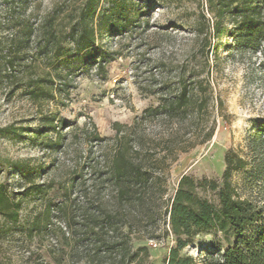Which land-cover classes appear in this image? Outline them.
Masks as SVG:
<instances>
[{
  "label": "trees",
  "instance_id": "obj_1",
  "mask_svg": "<svg viewBox=\"0 0 264 264\" xmlns=\"http://www.w3.org/2000/svg\"><path fill=\"white\" fill-rule=\"evenodd\" d=\"M1 1L5 12L0 25L9 32L0 37V44L4 43L0 45V63L8 72L0 81L16 91L20 87L14 86L18 75L31 63L40 64L47 80L27 84L32 102L49 94L54 79H61L64 69H88L95 64L102 70L103 63L109 61L108 54L101 51L103 33L115 32L112 29L117 21L121 29L126 27L143 9H134L130 16L128 0H109L107 6L100 4L102 0H53L42 8L34 26L30 15L21 19L12 0ZM174 1L155 0L151 6L169 7ZM196 9L188 25L198 45L209 47L229 20L238 45L260 35L264 52V0H197ZM28 53H32V62L25 65ZM165 78L159 103L130 125L114 122L112 137L100 136L93 123L92 133L83 129L86 135L92 134L96 148L86 150L83 163L74 164L68 179L40 181L41 166L27 159L8 158L0 150V241L9 227L19 229L27 239L23 263L148 264V248L135 246L133 240L154 239L164 233L171 234L175 243L164 263L195 264L192 256L181 251L198 234L217 230L228 245L206 264H264V202L242 195L231 182L233 171L246 168L252 176L264 178V119L253 120L249 154L233 150L225 154L220 181L196 180L183 174L174 193L166 198L170 165L180 153L210 140L215 123L208 112L209 82L202 72L182 65L175 75ZM150 121L161 130L147 131L144 126ZM48 132H55V138ZM17 134L13 123L0 125V138ZM41 137L44 149L62 151L66 147L53 125ZM13 172L24 183L17 192L5 181ZM51 190L53 195L44 201L42 212L20 214L26 198H47ZM200 190L212 191L217 204ZM52 219L57 225L51 228L55 247L32 249L30 242L39 238L36 232L51 227Z\"/></svg>",
  "mask_w": 264,
  "mask_h": 264
},
{
  "label": "rangeland",
  "instance_id": "obj_2",
  "mask_svg": "<svg viewBox=\"0 0 264 264\" xmlns=\"http://www.w3.org/2000/svg\"><path fill=\"white\" fill-rule=\"evenodd\" d=\"M12 1L21 12V19L30 15L29 22L35 26L42 8L50 6L53 0ZM108 1L102 0L100 4L107 6ZM153 2L128 0L130 16L138 7L143 8L141 15L122 29L121 22L117 21L112 29L115 32L103 33L101 51L108 54L109 61L103 63L102 70H97L95 64L88 69L76 67L68 72L64 69L61 79H54L49 94H41L37 102L29 99L27 84L47 80L40 64L31 63L30 68L18 75L14 86L20 87L16 91L12 92L5 81H0V125L13 123L18 129L17 135L0 138V150L5 156L27 159L32 165L41 166L40 181L57 183L59 178L68 179L74 164L83 163L86 150L96 148L92 134L86 135L83 129L92 133L93 123L100 136L112 137L114 122L130 125L136 117L159 103L165 77L175 75L182 65L187 70L194 67L207 78L208 112L214 120L215 131L210 140L180 153L172 162L165 197L174 193L183 174L196 180L205 177L220 181L225 169L224 156L229 150L240 155L249 154L248 138L253 120L264 119L262 38L253 36L248 44L238 45L232 37V22L227 20L219 34L213 36L209 47L206 44L200 46L188 25L195 18L197 0H176L169 7L151 6ZM3 12L5 4L0 0V19ZM8 32L0 25V37H5ZM31 55L26 56L25 65L32 62ZM4 76H8V72L2 70L0 63V79ZM51 125L59 130L65 143L62 151L43 148L41 136ZM144 127L147 131L161 130L151 121ZM48 136L55 138L56 133L48 132ZM20 179L16 172L7 175L5 181L12 192L24 185ZM231 182L242 195L264 202V178L261 175L252 176L248 168L235 170ZM200 193L217 204L212 191L200 190ZM52 195L51 190L47 198H26L20 214L35 216L42 212L44 201ZM12 196L16 200L14 193ZM52 222L51 227L36 232L39 238L30 242L32 249L55 247L51 228L57 225L54 219ZM165 226L163 223L162 227ZM18 230L9 227L5 239L0 241V264H26L21 256L27 254L24 251L27 239ZM133 243L148 248V264H165L164 258L175 244L174 237L164 233L154 239H134ZM227 245L221 232L210 230L198 234L181 254L192 256L195 264H206L218 258Z\"/></svg>",
  "mask_w": 264,
  "mask_h": 264
}]
</instances>
